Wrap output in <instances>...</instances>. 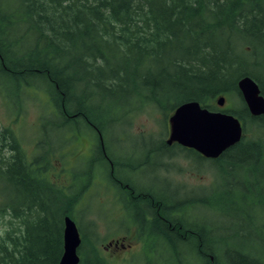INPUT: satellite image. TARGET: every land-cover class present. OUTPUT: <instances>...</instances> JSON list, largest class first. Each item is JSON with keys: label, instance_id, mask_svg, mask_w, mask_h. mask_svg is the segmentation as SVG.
Segmentation results:
<instances>
[{"label": "trees", "instance_id": "obj_1", "mask_svg": "<svg viewBox=\"0 0 264 264\" xmlns=\"http://www.w3.org/2000/svg\"><path fill=\"white\" fill-rule=\"evenodd\" d=\"M7 5L14 7L0 17V76L12 79L16 94L2 84L0 90L17 112L31 88L44 91L48 99L47 112L40 117L38 151L32 158L15 130L0 131V184L9 182L14 189L11 202L1 194L0 215H9L10 220L0 235V264H59L64 217L77 219V203L91 177L85 179L78 171L81 189L65 191L49 176L59 169L53 160H60L65 172L67 155L83 156L90 167L88 176L91 167L102 162L101 172L109 177L102 143L116 165L117 153L106 140L114 123L104 118L112 101L127 107L128 118L146 110L169 119L184 102L198 101L218 110L220 95L237 96L241 105L230 104L224 110L244 120L242 139L216 159H201L232 160L233 167L260 170L264 178V115H252L238 89L239 79L249 75L264 95L263 77L255 72V63L245 59L254 46L264 44V0H0L1 9ZM19 20L28 24L25 35L35 34V44L27 49H15L22 35L2 29L3 24L12 26ZM250 128L254 136L246 138ZM145 149L146 155L159 152L155 146ZM123 175L126 184L128 176ZM117 178L120 184L122 178ZM133 194L130 200L127 194L122 196L125 205L140 207L151 201V207L168 219L169 227L156 234L174 249L176 260H168L169 264H229L222 254L228 261L241 259L234 264H262L248 251L235 255L222 248L206 223L192 220L186 210L196 200L184 204L154 192ZM201 203L209 204L208 199ZM159 222L153 219L152 230H159ZM92 226L94 238L81 232L78 264H113L97 245V225ZM182 244L190 246L181 251ZM148 259L143 264H167L159 256Z\"/></svg>", "mask_w": 264, "mask_h": 264}, {"label": "rangeland", "instance_id": "obj_2", "mask_svg": "<svg viewBox=\"0 0 264 264\" xmlns=\"http://www.w3.org/2000/svg\"><path fill=\"white\" fill-rule=\"evenodd\" d=\"M9 7H14V5H7L4 10L0 8V17L9 12ZM16 17L22 18V14H18ZM27 25L24 20H19L12 26L2 25V29H6V32L11 30L23 36V41L15 49H27L35 44V34L25 35ZM245 59L249 63H255V72L264 79V44L254 46V49L245 55ZM1 84L8 86L13 96L16 94L12 79L0 76ZM27 92L23 105L17 112V109L10 106L9 99L0 90V131L4 127L15 130L20 137L26 155L32 158L33 154L38 151L36 142L40 137V117L47 112L44 111L47 107L45 104L48 97L44 91L37 90L36 87ZM239 101L235 95L227 96L224 106L220 107L217 101L216 106L217 109H226L230 104L241 105ZM131 102L133 105L134 100ZM110 107L111 112L104 115V118L105 121L113 122L114 127H111L106 140L107 145L114 153H117V156L123 154L122 150L125 152L128 149L134 150V154L146 155L145 148L151 145L161 146L159 137L163 136L164 140L168 138L166 131L168 118L161 116L159 111L150 113L145 110L137 115L130 114L128 118L124 116V112L127 110L126 106L118 105L112 101ZM115 118L117 121L114 122ZM242 122L245 125L244 120ZM125 126L126 132L123 133L122 130ZM143 133L145 136L140 135ZM118 134L124 137V141L115 140V137H119ZM138 134L141 137L135 138L134 135ZM253 136V130L250 128L246 132V138ZM168 151L170 152L166 156L164 155L165 151L151 154L150 158L153 161L134 171V173L140 174L134 179L136 187L148 189L170 202L187 204L189 201L196 200L195 204L186 210L187 214L192 215V220L206 223L214 238L222 241L221 247L228 248L230 253L237 255V251L249 252L252 258L264 264V202L261 201V195L264 193V178H261V171L249 172L233 167L232 160L220 163L210 159L202 160L194 152L183 151L178 146L172 147ZM170 155L173 157L168 158ZM188 156H191L192 160L186 159ZM164 159L167 163L163 169L160 163ZM65 160L67 162L65 172L62 170L63 163L60 160H53L54 166L59 169H54L55 171L51 172L49 176L65 191L81 189V183L77 179L78 171L82 172L85 179L91 177V184L77 203L75 212L77 219L74 220L80 232H86L91 238H94L93 232H95L92 222L97 225L96 231L100 238L97 245L113 264H143L146 257H149V261L155 260L158 256L163 262L166 260L167 264L170 259L176 260L174 249H171L166 243V238L158 236L152 230L153 225H148L144 231V235L151 234L152 238L146 237L147 239L139 242L132 236H128L126 225L134 221V210L136 211V221H140L137 214L141 213H137V211L144 205L139 208L135 205L128 209L127 215L116 217L119 214V201L115 200V187L108 179V173L101 172L102 162L91 167L92 174L88 176L90 167H88L86 158L83 156L73 158L72 155L68 158L67 155ZM125 160L131 161L128 158ZM233 162H236V159H233ZM64 167L66 166L64 165ZM263 168L264 166L261 170ZM153 170L155 172H152ZM251 193L255 195H250ZM1 194L6 202L13 200L14 189L9 182L0 184V203L3 201ZM206 199H208V205L201 203ZM250 201L253 202L249 204ZM8 220H10L9 215H0V235L8 227ZM121 227H124V236L127 237H121L122 234L118 233ZM152 233H155L156 237ZM115 239L120 240L126 246L131 245V248L111 246L106 249L109 242H114ZM144 243L146 257L142 253ZM189 246L182 244L179 245V249L184 251ZM222 257L225 262H230L229 264L241 261V259L231 261L232 258L228 261V258H224L226 257L224 254ZM156 261L160 263L159 259Z\"/></svg>", "mask_w": 264, "mask_h": 264}, {"label": "water", "instance_id": "obj_3", "mask_svg": "<svg viewBox=\"0 0 264 264\" xmlns=\"http://www.w3.org/2000/svg\"><path fill=\"white\" fill-rule=\"evenodd\" d=\"M238 89L250 113L254 116L264 115V95L259 83L246 75L239 79ZM227 100L222 94L217 104L222 107ZM170 132L168 144H179L193 148L204 157L218 158L228 148L238 143L244 133L242 120L224 109L211 110L198 101L180 104L168 119ZM101 140L103 137L101 135ZM64 250L59 264H78V248L82 242L81 232L76 221L70 216L64 217Z\"/></svg>", "mask_w": 264, "mask_h": 264}, {"label": "flooded vegetation", "instance_id": "obj_4", "mask_svg": "<svg viewBox=\"0 0 264 264\" xmlns=\"http://www.w3.org/2000/svg\"><path fill=\"white\" fill-rule=\"evenodd\" d=\"M169 132H170V125L168 123V128H167L168 136H169ZM159 142L161 143V146H156V145H154V146L159 151H165V153H164L165 156L168 155L167 153L170 152V151H168V149H171L172 147H176V146H178L179 149H181L183 151L194 152L199 157V159H201V156H203L201 153H199L195 149L185 147V146L179 144L178 142H174L173 144H168L167 139L159 141ZM143 146H145V145H143ZM154 146L151 145L150 147H154ZM102 148H103V153H104L103 156H106V157H104V159L106 160L105 165H107V167L110 168V175H109V177L111 176L110 182L115 187V195H114L115 200H116V202H117V200L119 201V206H118L119 207V210H118L119 214H117L116 217H123V216L128 214V209L134 206L131 203L125 205L124 199H122V196H124V194H127L128 195L127 199L130 200L131 197L134 195L133 193L136 190H140V193H144V194L145 193H147V194L153 193L152 191H150L148 189L147 190L138 189L135 185V182H134V179L140 175V174L134 173V171L138 170L142 167H145L146 165L150 164L153 160L150 158V155H142L141 156V155L136 154V153L134 154V150H129L127 148L128 151L123 152V150H122L123 154L121 156H115V158H116V165H115L114 161L107 157L106 147H105L104 143H102ZM171 153H173V152H171ZM127 158L130 159L131 161H126L125 159H127ZM205 158H207V157H205ZM186 159L192 160L191 156H188ZM166 163L167 162L164 159L160 163V166L164 169ZM120 167H121V170H120L119 174L116 176L115 175L116 169H120ZM152 172H155V170H153ZM123 173H126V175L128 176V178L126 179V184H124L125 181H124ZM117 177L122 178V180H121L122 182H120V184L118 181H115V178H117ZM165 179H167L166 176H165ZM116 183H118L119 186H116ZM142 205H144L142 208L137 207V208H139L137 213H141V214H137V218H139L140 221L139 222L136 221V219H135L136 211L134 210V212H133L134 221H132L131 223L126 225L127 227L125 228V229H127L126 233L128 234V236H132L134 239H136L139 242L145 240V238L147 236V234L144 235L145 228L148 225L152 226L151 223L153 222V219H155L156 217L160 220V222H159L160 226H159V230L158 229L154 230L155 232H160V234H161V231H160L161 228L162 227L164 228V226H168V223L166 222V221H168V219L163 214L160 213L159 208L155 209V208H153L154 206L151 207V205H153V203L151 201L148 202L146 200V202L142 203ZM116 217H115V219H116ZM156 227L158 228V226H156ZM123 229H124V227H121L120 230H118V233L122 234L121 237H123L125 235V231ZM124 237H127V236H124ZM111 246H117V247L121 246L122 248H129V247L131 248V245L126 246L123 244V242H120V240H118V239H115L114 242H112V241L109 242V245L106 246L105 248L108 249Z\"/></svg>", "mask_w": 264, "mask_h": 264}, {"label": "bare ground", "instance_id": "obj_5", "mask_svg": "<svg viewBox=\"0 0 264 264\" xmlns=\"http://www.w3.org/2000/svg\"><path fill=\"white\" fill-rule=\"evenodd\" d=\"M170 157H173L172 155H170L168 158H170Z\"/></svg>", "mask_w": 264, "mask_h": 264}]
</instances>
